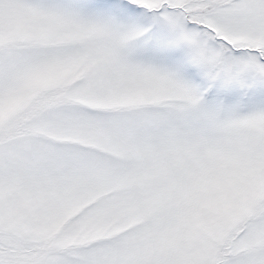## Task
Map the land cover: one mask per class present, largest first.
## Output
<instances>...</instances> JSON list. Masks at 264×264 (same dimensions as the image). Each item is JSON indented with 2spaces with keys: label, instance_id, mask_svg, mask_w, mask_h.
Wrapping results in <instances>:
<instances>
[{
  "label": "rangeland",
  "instance_id": "374dc122",
  "mask_svg": "<svg viewBox=\"0 0 264 264\" xmlns=\"http://www.w3.org/2000/svg\"><path fill=\"white\" fill-rule=\"evenodd\" d=\"M0 264H264V0H0Z\"/></svg>",
  "mask_w": 264,
  "mask_h": 264
},
{
  "label": "trees",
  "instance_id": "16d2710c",
  "mask_svg": "<svg viewBox=\"0 0 264 264\" xmlns=\"http://www.w3.org/2000/svg\"><path fill=\"white\" fill-rule=\"evenodd\" d=\"M220 258H221V256L218 258H215L213 261H215V263H216V261H221Z\"/></svg>",
  "mask_w": 264,
  "mask_h": 264
}]
</instances>
